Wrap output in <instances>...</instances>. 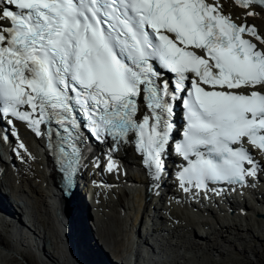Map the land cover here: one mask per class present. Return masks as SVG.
Segmentation results:
<instances>
[{"label":"snow or ice","instance_id":"6c2138e0","mask_svg":"<svg viewBox=\"0 0 264 264\" xmlns=\"http://www.w3.org/2000/svg\"><path fill=\"white\" fill-rule=\"evenodd\" d=\"M232 3L240 23L221 0H0V123L47 136L69 189L91 142L109 173L130 145L159 182L172 149L184 193L247 187L264 173V33L247 23L264 0Z\"/></svg>","mask_w":264,"mask_h":264},{"label":"bare ground","instance_id":"6f19581e","mask_svg":"<svg viewBox=\"0 0 264 264\" xmlns=\"http://www.w3.org/2000/svg\"><path fill=\"white\" fill-rule=\"evenodd\" d=\"M221 3L225 14L231 15L238 23L243 21V9L236 8L230 0H221ZM253 18L248 17L247 23L264 33V24L254 23ZM15 128L18 138L11 135L9 141L12 142V149L16 147L19 153L0 165V215L3 219L0 221V264H78L70 258L66 238L70 237L69 234L81 238H75L78 252L84 257L91 253L90 247L87 249L83 244L86 243L87 232L81 227L89 217L87 200L79 191L76 206L63 203L54 193L55 179L44 142L33 138L20 124ZM21 142L26 150L18 147ZM104 154L95 156L93 163L86 166L82 173V180L90 185L94 207L102 217L110 214L114 218L113 223L110 222L113 225L110 251L114 259L105 254L103 264H178L176 259L183 258L179 253L181 248L185 252L221 256L224 255L221 243L231 242L222 237V232L232 234L235 242L252 241L249 229L238 222L239 219L248 226L246 207L238 208V212L234 204L227 201L228 208L233 211L229 213L218 209L215 213L202 204L201 211L205 208V212L200 215L199 209L190 203V198L197 199L198 193L193 189L184 195L178 193L170 175H162L159 182L154 181L150 194L147 193L146 185L152 179L140 173L138 162L141 157L132 146L125 145L113 154L120 164L118 172L109 173L106 170L109 153L107 156ZM255 158L261 162L264 160L258 153ZM263 185L260 177L249 178L248 186L234 199L249 194L263 212ZM212 202L217 208L214 200ZM202 216L214 221L212 240H203L204 235L195 232V228L210 229V222ZM242 216L245 218L242 219ZM98 224L101 223H95V226L98 227ZM257 227L259 232L264 231L263 226ZM89 233L94 242L92 233ZM174 240L176 243L172 245ZM200 241L205 244L204 250L197 245ZM94 246L98 249L96 244ZM85 258L90 263L88 256Z\"/></svg>","mask_w":264,"mask_h":264},{"label":"rangeland","instance_id":"374dc122","mask_svg":"<svg viewBox=\"0 0 264 264\" xmlns=\"http://www.w3.org/2000/svg\"><path fill=\"white\" fill-rule=\"evenodd\" d=\"M253 19H254L253 20L254 23L259 22V24H264V12H261V14L258 17H254ZM262 163H264V160ZM259 177L261 180L264 181V173L259 174ZM80 183L81 184L79 185L78 190L80 191V193H82L83 187H85L84 183H87V182L81 181ZM262 190L264 191V185L261 187V191ZM244 196H245L244 198H241V199L232 198L229 201L230 203H233L237 209L238 208L240 209L241 207L242 208L246 207L245 213L248 212L247 213L248 217H246L247 222H249L248 226H246V222H242L238 218L237 219L243 228L247 227V229H249L248 232H250L249 236L251 237L252 241L251 242H248V241L246 242L236 241L235 242L233 240L232 234L230 235L229 232L228 233L222 232L221 233L222 237H225L231 240V242L228 244L221 243L224 255L215 256L213 254L202 253V252H197V251L196 252L195 251L185 252L184 248H181V251L179 253L180 255H182L183 258L179 260L176 259L178 264H264V231L259 232V229L257 227L258 225H261L264 227V208H263V212H261L260 207H258L257 204H255V202L253 201V199H251V196L249 194H245ZM257 198H260V195H257ZM83 203L85 204V201ZM87 203H88V206H87L88 210L86 211L88 212V216L90 218L88 217L86 220L88 223L85 221V224L83 225L82 223L81 227L84 229V231L87 232V236L85 237L86 243H83V244L86 245L87 249L90 247L89 251L91 253L90 254L88 253V255H86L90 259V263H89V260L85 258L86 256L84 257L81 253L78 252L76 248L77 243L75 241V238L76 239L78 238L76 236L74 237L72 234H69L70 237L66 238V243L68 245L67 250L69 254L71 255L70 258L72 259V261L78 264H98L96 259L100 262V264H103L102 262L105 260H102V258H104L103 256H105V254L108 255V258H111L112 260L114 259V257H112L113 255L111 254L112 251H110L111 242H112V239L110 237L112 236V233H113V225L111 224L113 222L111 221H113L114 218L110 214H106V217H102L98 209L94 207V204H95L94 200L93 202L87 201ZM212 204L211 205L209 204L211 209L214 208ZM253 211H256V212L253 213ZM244 218L245 217H243L242 219ZM17 219L22 221L20 218H17ZM1 220L3 219L0 215V221ZM208 221H210V224H211L210 229H201V232H200L199 229L197 230V228H195V232L199 234L202 233L204 235L203 240H206V241L212 240L211 232H212V229L215 227L213 219L209 218ZM99 222L101 224H98V227L95 226V223L97 224ZM88 232H90L89 234L92 233V238H94V242L91 239V237H89ZM157 232H159V230ZM206 235L207 237H205ZM60 236L64 238L63 235H60ZM171 243L173 245L176 242L174 240V241H171ZM94 244H96L98 249L94 246ZM197 245L198 247L200 246L204 250L205 244L203 241L198 242Z\"/></svg>","mask_w":264,"mask_h":264}]
</instances>
